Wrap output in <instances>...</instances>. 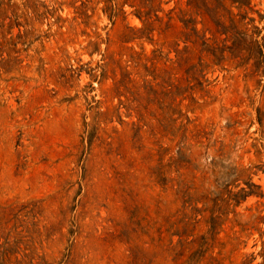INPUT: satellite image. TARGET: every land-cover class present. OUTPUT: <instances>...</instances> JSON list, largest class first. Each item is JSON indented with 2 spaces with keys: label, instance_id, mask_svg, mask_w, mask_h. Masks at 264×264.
<instances>
[{
  "label": "rangeland",
  "instance_id": "rangeland-1",
  "mask_svg": "<svg viewBox=\"0 0 264 264\" xmlns=\"http://www.w3.org/2000/svg\"><path fill=\"white\" fill-rule=\"evenodd\" d=\"M70 1L0 0V264H264V62L178 60L176 18L122 43L132 7Z\"/></svg>",
  "mask_w": 264,
  "mask_h": 264
},
{
  "label": "trees",
  "instance_id": "trees-1",
  "mask_svg": "<svg viewBox=\"0 0 264 264\" xmlns=\"http://www.w3.org/2000/svg\"><path fill=\"white\" fill-rule=\"evenodd\" d=\"M104 1L106 3L104 12L110 19L125 16L123 5L128 4L142 22L140 27L129 28L128 33L121 39L122 43L143 38L151 40V33L155 29L169 28L172 20L176 18L181 23L184 42L181 49L174 47L178 60L186 62L192 51L196 50L200 66L202 56H206L215 64L235 60L238 65H243L251 61L256 70L264 62V35H261V29L254 24L255 18L247 15V9H252L255 5L251 6V0H175V5L167 10L163 9L162 3L172 0ZM181 4H184V7ZM69 5L73 7L74 18L80 17L82 22L87 24L91 14L87 13L85 1L71 0ZM256 12L260 19L264 17V13H260L259 10ZM198 24L201 25L200 28ZM142 58L152 60L154 57H146L143 52L131 51L126 60L137 65ZM185 72L187 80L195 81L193 85L186 86L185 91L203 89L201 81L204 76L203 68L189 67ZM168 85L170 89L173 88L172 84ZM258 119L261 120L260 115ZM241 191H243L241 198L253 193L251 190ZM232 199L239 202L240 194L239 196L233 194ZM259 218L264 219V215ZM261 254L264 257V245ZM244 264H248V261Z\"/></svg>",
  "mask_w": 264,
  "mask_h": 264
}]
</instances>
